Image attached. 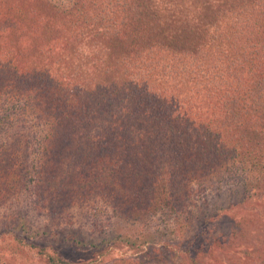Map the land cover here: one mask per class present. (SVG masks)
I'll return each instance as SVG.
<instances>
[{"label":"trees","instance_id":"1","mask_svg":"<svg viewBox=\"0 0 264 264\" xmlns=\"http://www.w3.org/2000/svg\"><path fill=\"white\" fill-rule=\"evenodd\" d=\"M10 1L13 9L22 7L21 0ZM43 1L42 18L19 28L27 35L0 39L1 88L26 93L17 81L41 83L37 96L34 89L27 93L35 94L30 98L48 124L42 145L57 149L40 166L30 165L24 179L36 172L34 177H40L30 181L34 187L62 190L67 197L95 189L127 218L160 210L179 214L196 193L190 182L216 172L219 155L238 156L254 143L253 151L262 148L264 157V0H138L152 21L139 19L144 15L132 0H73L63 11ZM23 36L33 44L25 45ZM176 111L185 112V118L176 120ZM141 124L147 131L142 135L160 149L151 171H129L135 172L130 175L134 181L135 175L141 177L144 187L128 189L125 169L120 181L104 180L106 162L87 159V153L105 149L107 157L118 156L126 151L124 134ZM249 127L252 135V129L246 134ZM173 130L189 146L177 150L167 140ZM71 146L77 147L76 155L68 160L64 152ZM172 168L186 173L189 196L172 182ZM162 171L165 183L158 178ZM124 190L134 197L128 200ZM135 197L146 202L137 205L141 200L136 204ZM14 230L15 223L0 224V264L17 263L9 257L18 254ZM109 242L118 248L114 236ZM125 259L110 257L108 264ZM47 260L76 264L60 255ZM256 261L264 264V256L257 254Z\"/></svg>","mask_w":264,"mask_h":264},{"label":"rangeland","instance_id":"2","mask_svg":"<svg viewBox=\"0 0 264 264\" xmlns=\"http://www.w3.org/2000/svg\"><path fill=\"white\" fill-rule=\"evenodd\" d=\"M47 1L57 7L54 10L63 11L71 6L73 0ZM130 3L142 10L140 14L144 16L140 20L152 21L153 18L147 14L149 9L139 8L144 3L138 0ZM43 4V0H21L18 6H22V9L16 10L11 7L16 5L10 0H0V39L27 35L19 31V28L30 25L35 19H41L43 15H40V11L44 6L40 5ZM23 37L27 42L25 45L33 44L26 36ZM35 81L36 78L33 83H26L24 79V82L17 81V84L29 91L34 89L40 92L41 83ZM2 86L0 84V224L6 221L15 223L12 237L18 241L16 243L15 240L18 254L16 257L10 254L9 257L15 259L16 264L20 261L22 264H62L47 260L53 257L57 260L59 255L76 264H108L110 257L115 260L129 258L125 259L127 262L124 264H253L259 262L256 261L257 254L264 256L262 148L253 151L252 143L251 146H244L238 156L219 155V168L216 172L208 173L203 179L189 181L190 187L196 192L192 198L188 194L186 173L179 168H172V182H178V186L180 184L186 196H189L186 200L187 209L179 214L160 210L155 214L143 213L135 215V218H127L95 189L82 190L79 196H71L69 193L67 197L62 190L47 191V187L45 190L36 185L34 187L30 181L40 177H34L36 172L31 174L30 179L29 176L24 179L31 164L40 166L47 153L55 157L57 149L42 145L48 124L40 119L38 106L30 98L35 94L21 90L5 92L8 86ZM38 94L36 92V96ZM113 100L118 101L116 98ZM170 104L174 109L173 104ZM184 114L176 111V120L185 118ZM145 119L148 123L153 121L147 117ZM250 119L251 116L246 115L245 120ZM247 129L246 134L252 128ZM252 131L249 134L252 135ZM144 133L147 131L143 124L131 134L125 133L124 138L128 142L126 151L118 156L107 157L108 151L98 149L96 152H88L87 159L97 156L98 161L106 162L104 180L120 181L122 170L125 169L124 174L130 181L127 182V188L140 189L144 187L143 183L139 186L141 177L135 175L134 181L130 175L141 168L145 169L143 173L151 171L155 167L152 165L154 159L159 157L156 152L159 149L158 143L155 145L154 141H148L150 138L143 136ZM166 135L177 150L189 146V140H185L184 135H178L176 130ZM76 136L74 141L78 143ZM143 137H147L145 141H141ZM192 145L198 150L194 143ZM76 150V146L67 148L64 154H67L68 160H72ZM130 170L135 172L131 173ZM145 177L148 180V176ZM158 178L165 183L166 172L162 171ZM124 192L128 200L134 197L127 190ZM132 192L135 193L134 190ZM135 198L133 201L137 204L140 198ZM145 202L146 199H143L137 205ZM192 222L196 223L192 225ZM25 223L29 225L28 229L21 227ZM20 236L22 240L18 239ZM113 236L118 248L107 246L110 243L109 237ZM75 237L81 238L82 243L73 241ZM128 239L138 243L133 245L127 242ZM102 252L105 254L104 259Z\"/></svg>","mask_w":264,"mask_h":264}]
</instances>
